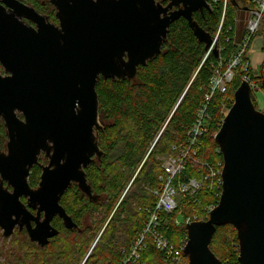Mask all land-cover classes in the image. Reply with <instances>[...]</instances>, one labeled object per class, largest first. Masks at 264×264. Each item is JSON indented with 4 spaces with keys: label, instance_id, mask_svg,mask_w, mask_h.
Returning <instances> with one entry per match:
<instances>
[{
    "label": "water",
    "instance_id": "obj_1",
    "mask_svg": "<svg viewBox=\"0 0 264 264\" xmlns=\"http://www.w3.org/2000/svg\"><path fill=\"white\" fill-rule=\"evenodd\" d=\"M54 4L58 26L40 21L37 29L0 8V66L6 74L0 73V116L9 139L7 153L0 155V230L8 238L25 229L40 247L59 232L51 223L55 216L65 228L78 229L60 204L71 185L97 200L85 168L103 155L98 80L135 79L138 67L161 53L170 25L180 17L204 49L218 56L211 35L193 19L195 11L210 9L205 0ZM251 90L242 80L214 136L223 164L221 193L206 220L186 226L187 264H223L209 246L225 224L236 230L237 261L264 264V112L254 106ZM40 152L48 162L31 187L29 171Z\"/></svg>",
    "mask_w": 264,
    "mask_h": 264
},
{
    "label": "trees",
    "instance_id": "obj_2",
    "mask_svg": "<svg viewBox=\"0 0 264 264\" xmlns=\"http://www.w3.org/2000/svg\"><path fill=\"white\" fill-rule=\"evenodd\" d=\"M255 7L256 0H227L222 23V0L211 3L210 9L202 13H194L193 19L212 38L220 28L215 41L218 56L204 49V43L197 40L188 22L180 17L170 25L161 53L145 66H139L135 79L98 80L96 92L102 123L98 144L103 155L85 168L87 182L97 200L90 201L76 185H71L62 195L60 204L78 229L65 228L55 217L52 225L59 232L45 246L28 241L30 253L38 254L33 264H120L123 254L120 248L126 247L141 229V209L155 201L150 190L160 186L161 158L172 153V146L184 144L205 94L209 92L211 78L219 67L221 72L226 70L237 49L236 12ZM242 60L245 61V57ZM240 67L235 68L226 91H215L207 104L210 120L198 155L208 163L222 160L221 153L216 152L218 145L214 134L223 119L221 111L231 106L233 92L244 75L256 80V87L264 92L263 76L252 77L248 66L245 71ZM251 99L256 107L252 94ZM159 156L161 158L157 159ZM37 179L38 171H34L29 178L30 185L34 186ZM197 197L205 204L218 199L203 187L198 190ZM184 210L189 212L187 207ZM161 214L168 222L162 227L165 236L175 241V235L184 231L171 224L177 211ZM18 232L26 235L25 231ZM209 247L223 264H240L236 230L232 225L217 227ZM40 253L41 258L38 257ZM158 257L159 252L149 244L142 261L164 264L158 259L154 261ZM182 259L187 264L184 254ZM25 260L23 256V264Z\"/></svg>",
    "mask_w": 264,
    "mask_h": 264
},
{
    "label": "built area",
    "instance_id": "obj_3",
    "mask_svg": "<svg viewBox=\"0 0 264 264\" xmlns=\"http://www.w3.org/2000/svg\"><path fill=\"white\" fill-rule=\"evenodd\" d=\"M205 1L211 5V3H217L219 0ZM226 1L222 0L221 23L224 18ZM248 12L249 17L246 21L242 40L237 43V49L229 59L226 70L221 72L219 67L211 78L209 92L205 94L204 102L197 111L195 122L187 132L184 144L172 146V153L163 158L162 173L158 176L160 186L150 190L155 201L151 206L141 209L143 214L141 229L126 247L120 248L123 253L120 264H145L142 261V255L149 244L159 252V257L154 258V261L158 259L164 264H184L182 254L188 240L186 226L192 222L206 220L211 210L216 206L218 199L206 206L197 197V192L203 187L212 196L219 198L222 186V160L208 163L201 160L198 153L202 145V136L208 131L207 126L210 118L206 107L211 96L215 91L220 93L226 91V85L232 80L233 69L236 65L241 66L243 71L247 68V62L242 61V56L252 37L261 27L264 0H256V7ZM217 35L212 38L211 48L215 45ZM246 76L243 80H247L251 88L256 86L254 81ZM231 101L233 102V99ZM227 110L228 108H224L221 111L223 116ZM216 152L220 153L219 148ZM188 167L191 172L187 171ZM185 207L189 208V212L184 210ZM175 210L177 214L172 219L171 224L174 227L184 228V231L175 235L176 239L172 241L171 238L165 236L162 230V227L168 222L161 213L171 214Z\"/></svg>",
    "mask_w": 264,
    "mask_h": 264
},
{
    "label": "flooded vegetation",
    "instance_id": "obj_4",
    "mask_svg": "<svg viewBox=\"0 0 264 264\" xmlns=\"http://www.w3.org/2000/svg\"><path fill=\"white\" fill-rule=\"evenodd\" d=\"M54 1H57V0H0V8L6 14L12 15L17 21L21 22L22 25L32 28V29H37L39 25L38 23L40 21L58 26V20L55 17V13L57 9L55 7ZM155 1L159 2L162 6H166L170 2V0H155ZM171 10H175V6H173ZM171 10H168L167 13L171 12ZM206 10L207 9H203V11H206ZM203 11H199V13L200 12L202 13ZM194 13H198V11H195ZM0 73L1 75H6L3 72V69L1 66H0ZM15 113H16L17 118H19L20 120H23V116L21 113L19 112H15ZM7 131L8 129L5 126V122L3 118L0 116V155L7 153L6 145L9 140L7 137ZM161 161H162L161 162V169H162L163 159ZM47 162H48V159L45 158L44 153L40 152V154L37 155V163L34 164L29 171V175H28L29 185H30L29 178L31 177V175H33L34 171H38L37 182L34 186L30 185L31 187L37 186L38 181H39V176L41 173V166L46 165ZM4 185H6V183H4ZM10 189L11 188L9 187V190ZM21 200L25 201V198H21ZM55 217H58V216H55Z\"/></svg>",
    "mask_w": 264,
    "mask_h": 264
},
{
    "label": "rangeland",
    "instance_id": "obj_5",
    "mask_svg": "<svg viewBox=\"0 0 264 264\" xmlns=\"http://www.w3.org/2000/svg\"><path fill=\"white\" fill-rule=\"evenodd\" d=\"M261 25H262V23H261ZM257 32L254 34V36L257 34ZM251 94H252L253 99L256 101V109L264 112V92L261 89L257 88L256 86H254V87H252ZM154 143L151 145V148L153 147ZM151 148H150V150H151ZM164 157L161 158V156H159V157H157V159L161 158V160H162ZM138 168L136 170L137 172H138ZM133 178L130 179V181L128 183L129 185L132 182ZM129 185H127V188L129 187ZM125 191H124V193H125ZM104 226L105 225H103V227ZM103 227H102V229H103ZM102 229L99 232H101ZM21 231H25V229H23ZM28 241H29V238L27 236V233H26V235H24L22 233H19L17 229H15L14 233L8 238L3 237L2 232L0 230V264H23L22 263L23 256L26 258L24 264H33L35 261L34 258H36V255H38V254H36V252L34 253L32 250L31 251L34 254L30 253V251H29L30 249L28 247ZM32 243H34V242H32ZM34 244L37 246L36 243H34ZM216 247H217V244H215V248ZM41 254L42 253H40L38 257L41 258Z\"/></svg>",
    "mask_w": 264,
    "mask_h": 264
},
{
    "label": "crops",
    "instance_id": "obj_6",
    "mask_svg": "<svg viewBox=\"0 0 264 264\" xmlns=\"http://www.w3.org/2000/svg\"><path fill=\"white\" fill-rule=\"evenodd\" d=\"M235 16L234 37L238 43L242 40L249 12L245 8H241ZM245 60L252 77L256 78L261 75L264 78V25H261L257 34L252 37L245 51ZM253 83L256 85V80Z\"/></svg>",
    "mask_w": 264,
    "mask_h": 264
},
{
    "label": "bare ground",
    "instance_id": "obj_7",
    "mask_svg": "<svg viewBox=\"0 0 264 264\" xmlns=\"http://www.w3.org/2000/svg\"><path fill=\"white\" fill-rule=\"evenodd\" d=\"M243 57H245V53L243 54V56H242V58ZM243 61V60H242ZM246 61V60H245ZM237 67V65L234 67V69H233V76H234V70H235V68ZM239 67V66H238ZM245 76V75H244ZM247 77V76H246ZM221 193V192H220ZM220 196V195H219ZM219 199V198H218ZM215 202V200L213 201V202H210V204H212V203H214ZM218 203V202H217ZM206 206L208 205V204H205ZM217 205V204H216ZM237 243H238V241H237ZM238 247V246H237ZM184 254V253H183Z\"/></svg>",
    "mask_w": 264,
    "mask_h": 264
}]
</instances>
